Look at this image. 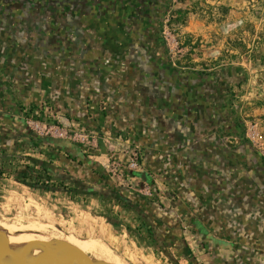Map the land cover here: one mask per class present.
<instances>
[{
	"label": "crops",
	"instance_id": "1",
	"mask_svg": "<svg viewBox=\"0 0 264 264\" xmlns=\"http://www.w3.org/2000/svg\"><path fill=\"white\" fill-rule=\"evenodd\" d=\"M69 3L65 12L0 11V165L26 156L58 176L103 178L101 191H123L77 144L34 135L27 112L50 104L93 133L130 135L142 149V177L166 202L128 191L120 203H109L115 195L101 191L81 193L86 199L75 201L67 198L73 189L62 192L65 199L51 198L58 190L48 193L42 185L0 177V225L68 237L49 225L90 243L95 257L104 248L111 257H124L96 227L109 207L135 229L149 221L166 247L186 245L209 264H264L263 155L246 139L230 143L227 136L217 137L209 119L213 94L204 108L196 71L171 59L157 64L162 72L136 74L132 60L121 61L117 46L105 43L99 13L83 0ZM42 210L66 218L67 226L38 221ZM10 219L17 224L4 222Z\"/></svg>",
	"mask_w": 264,
	"mask_h": 264
},
{
	"label": "rangeland",
	"instance_id": "2",
	"mask_svg": "<svg viewBox=\"0 0 264 264\" xmlns=\"http://www.w3.org/2000/svg\"><path fill=\"white\" fill-rule=\"evenodd\" d=\"M168 18H170V21L168 22L169 26L166 28V33L169 39L170 55L173 60L180 66L194 67L198 70L214 71L222 68L234 70L236 74L243 78L242 84L236 86L239 94L236 98V104L240 106L241 114L247 120L264 118V113H260V109L264 108V0H170ZM74 142L83 150L87 158L98 162L108 175L107 168L103 164V162L107 164L105 155L95 154L93 157H89L87 152L90 145H86L81 140ZM1 147L2 145L0 144V152H2ZM26 152L32 153L30 150ZM25 157L22 156L11 162L9 161L10 163L0 165V177L16 179L21 182L27 181L34 184L44 182L52 184L56 187L45 188L44 190H47L48 193L58 190V194L50 193V197L65 199L66 194L62 192L71 191L70 189L73 187L72 182L66 176H58L41 166L32 165ZM77 171L83 176V172ZM108 177L117 188H122L123 194L129 195L126 192L128 191L127 189H130L127 186L129 184L128 181L120 179L118 175L114 176V178L109 175ZM44 190H41V192L44 193ZM130 190L138 193L137 190ZM146 191L150 192V190H143V192ZM156 192L157 194H155ZM156 192L153 194V198L156 197L160 202L161 200L166 202L164 197L160 198L158 194L160 191L156 190ZM99 197L101 198L102 196ZM67 198L74 199L75 201H84L86 199L84 194L77 192H74L72 197L68 195ZM113 201L120 203L122 200L119 196H112L109 203ZM122 209L131 211L128 204H123ZM114 210L104 207L101 215L105 217L103 220H97L98 224L96 227L98 229L102 228V234L110 235L114 245L120 247L121 251H124L125 254L122 257L120 255L122 252L118 251V255L121 257H111L107 254L108 249L104 248L100 253L103 255L96 256L97 263H207L208 260L195 256L189 247L187 251L190 253L192 260L184 257L180 253L182 248L177 245L172 246V249L171 247L169 248V255L160 246L159 240L161 241L162 238L155 234L149 221L145 220V226L142 225L138 230L132 227L128 221L124 220V217L116 214ZM55 214L48 210H42L37 220L43 221L46 224H52L54 221L59 220L61 226L66 227L68 224L67 219L65 218L64 221L61 218L58 219V216ZM90 220L93 221V219ZM4 222L7 224H17V220L13 221V219ZM40 225V223L37 224L38 227ZM46 228L57 234L68 236V240L74 242L90 254V251L95 248L85 240L72 238V233L69 231L63 232L54 227H49V225ZM46 228L43 230L46 231ZM18 231L26 232L21 229ZM162 242L166 243L164 236Z\"/></svg>",
	"mask_w": 264,
	"mask_h": 264
},
{
	"label": "flooded vegetation",
	"instance_id": "3",
	"mask_svg": "<svg viewBox=\"0 0 264 264\" xmlns=\"http://www.w3.org/2000/svg\"><path fill=\"white\" fill-rule=\"evenodd\" d=\"M70 0H0V11L11 9L25 10H63L70 7ZM91 11L99 13L101 30L105 43L111 47L117 46L119 59L132 60L133 71L138 74L162 72L159 62L166 63L172 57L169 51L168 35L166 28L169 26L170 0H83ZM146 63H149L147 65ZM196 71L200 78L196 86L197 98L200 104L206 108L210 93L213 94L212 105L215 113L209 118L216 126L217 137H229L230 143L245 140V124L240 106L236 104L239 96L236 86L242 84L243 78L231 69H218L214 71L198 70L194 67H186ZM165 71V70H164ZM203 119V117H201ZM27 123V121H25ZM28 125V124H27ZM33 132V130L31 129ZM34 135L35 132H33ZM32 135L33 143H37ZM39 137V136H38ZM68 178L73 184V191L89 193L93 185H101L103 178L97 181L94 178L82 177L75 179L71 172ZM44 183H38L45 187ZM102 186V185H101ZM46 188V187H45ZM100 192V191H98ZM121 198L119 189L101 191ZM153 198V197H152ZM159 240V239H158ZM159 240V244L162 247ZM164 244V243H163ZM165 245V244H164ZM163 250L170 255L168 247ZM180 253L192 260L186 245Z\"/></svg>",
	"mask_w": 264,
	"mask_h": 264
},
{
	"label": "built area",
	"instance_id": "4",
	"mask_svg": "<svg viewBox=\"0 0 264 264\" xmlns=\"http://www.w3.org/2000/svg\"><path fill=\"white\" fill-rule=\"evenodd\" d=\"M243 119L245 139L264 157V118L247 120L243 117ZM26 121L39 137L63 138L73 143L81 140L86 145H90L88 156L105 155L107 164L104 162L103 164L107 168L108 175L112 178L118 175L120 179L128 181V188L137 190L138 193L147 197H153L156 192L152 184L142 177V173L145 172L142 149L130 135L113 136L106 132L93 133L83 124L67 121L64 114L50 104H46L42 109L36 108L27 112ZM143 190H150V192H143ZM158 194L160 198L164 197L162 193Z\"/></svg>",
	"mask_w": 264,
	"mask_h": 264
},
{
	"label": "water",
	"instance_id": "5",
	"mask_svg": "<svg viewBox=\"0 0 264 264\" xmlns=\"http://www.w3.org/2000/svg\"><path fill=\"white\" fill-rule=\"evenodd\" d=\"M101 189L93 185L90 192ZM96 260L95 256L65 237L21 232L0 225V264H15L19 261L28 264H96Z\"/></svg>",
	"mask_w": 264,
	"mask_h": 264
},
{
	"label": "trees",
	"instance_id": "6",
	"mask_svg": "<svg viewBox=\"0 0 264 264\" xmlns=\"http://www.w3.org/2000/svg\"><path fill=\"white\" fill-rule=\"evenodd\" d=\"M52 138H55V137H52ZM60 139H63V138H60ZM66 140V139H65ZM45 170H48L49 171V169L48 168H45ZM45 185V187L46 188H55L56 186H53L52 184H49V183H45L44 184ZM62 187V186H61ZM64 188H65V186H63ZM67 188V187H66ZM77 193H80V192H77ZM66 239L68 238V237H65Z\"/></svg>",
	"mask_w": 264,
	"mask_h": 264
},
{
	"label": "bare ground",
	"instance_id": "7",
	"mask_svg": "<svg viewBox=\"0 0 264 264\" xmlns=\"http://www.w3.org/2000/svg\"><path fill=\"white\" fill-rule=\"evenodd\" d=\"M15 264H28V263L20 262V261H19V262H16ZM96 264H99V263L96 262Z\"/></svg>",
	"mask_w": 264,
	"mask_h": 264
}]
</instances>
